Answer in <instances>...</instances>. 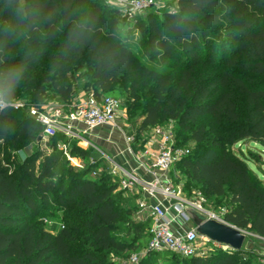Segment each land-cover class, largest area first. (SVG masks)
I'll list each match as a JSON object with an SVG mask.
<instances>
[{
    "label": "trees",
    "instance_id": "obj_1",
    "mask_svg": "<svg viewBox=\"0 0 264 264\" xmlns=\"http://www.w3.org/2000/svg\"><path fill=\"white\" fill-rule=\"evenodd\" d=\"M91 1L0 0L4 100L24 99L39 108L49 92L70 104L79 79L97 97L137 99L138 73L145 72L154 99L143 105L138 132L169 120L183 126L182 139L197 148L175 170L204 198L227 199L225 222L264 238V179L229 149L240 140L264 146V0H179V12L150 15L146 52L175 63L157 68L140 62L126 44L137 21L108 17ZM129 76L131 94L120 84ZM205 115L209 126L197 123ZM229 125L235 130L226 131ZM42 134L43 126L21 110L0 112V264H123L137 250L144 254L136 264H264L242 260L251 252L244 246L187 257L151 250V219L135 222L133 240L124 242L115 231L133 207L124 212L114 202L125 192L119 179L89 176L93 165L75 174L59 144L87 160L88 148L57 132L49 153L38 150L15 162L11 152L32 140L42 143ZM181 137L176 134L175 142L184 146ZM52 199L62 210L57 232L36 216Z\"/></svg>",
    "mask_w": 264,
    "mask_h": 264
},
{
    "label": "built area",
    "instance_id": "obj_2",
    "mask_svg": "<svg viewBox=\"0 0 264 264\" xmlns=\"http://www.w3.org/2000/svg\"><path fill=\"white\" fill-rule=\"evenodd\" d=\"M127 2L131 10H145L153 5L152 0H119ZM23 108L24 103L15 100L4 107ZM36 108V107H35ZM121 100L112 96L101 95L97 97L93 93L70 105L64 102L44 103L35 109V119L43 126L42 139H50L57 132L63 133L67 138L75 140L80 146H91L87 134L96 128L110 127L117 130L126 144L125 150L131 154L136 163L134 169H126L120 163L103 154L111 163L110 174L119 179V188L137 196L139 210H146L151 219L152 236L149 241V249L154 251L169 250L183 257L193 255H205L210 247L205 250L206 240L213 245H220L205 237H201L195 231L194 226L187 230L176 228L178 224L192 223L184 212V207L190 205L200 211L206 212L210 217L220 219L214 213L203 208L200 200H189L182 195V190L175 179L178 172L175 170L177 162L190 152L189 148L179 146L175 142V136L171 129L163 125H157L149 130V136L143 149L136 151L135 136L127 134L118 122L122 115ZM68 159L73 161V156L68 152V145L59 144ZM90 163L95 167L96 158H90ZM83 167V164H78ZM142 169L150 178L146 179L137 170ZM101 168L92 171L97 176ZM222 220V219H221ZM136 255L132 256L129 264L137 263Z\"/></svg>",
    "mask_w": 264,
    "mask_h": 264
},
{
    "label": "rangeland",
    "instance_id": "obj_3",
    "mask_svg": "<svg viewBox=\"0 0 264 264\" xmlns=\"http://www.w3.org/2000/svg\"><path fill=\"white\" fill-rule=\"evenodd\" d=\"M92 0L91 2H93ZM179 0H169L168 2H154L153 5L146 8L145 10H131L130 6L127 2L121 3L119 0H96V2L99 3L101 8H103L107 16H115L119 20L123 21H129V20H135L137 21V26L131 28L127 33V46L135 52V54L138 56L140 62L147 64L152 67H159L162 65L165 66H175V63L172 61H166L165 63H160L158 59L155 56L149 55L146 52V32H147V20L150 15L156 16L161 12H171V13H177L180 11ZM177 76V75H176ZM134 78L132 76H129L126 80H123L120 82L121 85H124L127 88L128 94H131V90H133V83ZM137 84L138 88L135 90V94L137 95V99L134 96H124L121 98V106H122V115L120 117V120L118 122V126L121 127L127 134H132L135 136V150H141L144 148V145L148 139L149 136V130H146L143 133H139V127L142 123V111H143V105L154 99L152 93H151V84L152 79L149 78L147 74L143 71H139L138 78H137ZM84 84V80L79 79L75 85L74 88V94L72 97V100L70 102V105L78 103L81 98H85L88 95L91 94L92 90H86ZM49 95L47 98L49 100V103H55L56 100L53 98V95L51 93H47ZM19 101L24 103L23 108H18V110H21L23 114L28 115L30 117H35V106L32 103H29L27 100L19 99ZM197 123H205L207 126L210 125V118L208 116H200L197 119ZM163 126L168 127L171 129L174 133V136L176 138V134L179 135V137H183L186 133L183 128V126L179 125L177 121L175 120H169L168 122L162 124ZM235 130L234 125H229L227 127L228 132H231ZM180 138V140L184 141ZM51 139H42V143L37 144L34 140H32L29 144L21 147L20 149H17L15 151H12L11 154L14 156L13 159L15 162L21 161L25 159L26 156H30L33 153L37 152L38 150L41 152L42 156L44 154H47L51 151L52 146ZM184 147H187L191 150V153H193L197 146L194 142L191 141H184ZM85 147V145H82ZM85 148H88L90 150L89 158H94L97 153L95 149L91 146H86ZM229 149L232 150L235 154H238L242 156L243 158L247 159L248 165L256 172V174L264 179V146H262L260 143L251 141V140H240L233 142ZM42 156L37 159V164L42 159ZM83 158V157H82ZM84 159V158H83ZM105 162L104 164H101V168H103L97 176L92 175V168L89 173V176H93L94 178L100 177L102 174H110V168L111 163L102 158ZM66 163H70L73 166V172L75 174L80 173L85 168L92 166L90 161H87L85 164H83V167H77L72 161H67L65 159ZM105 167V168H104ZM68 179H65L67 182ZM175 183L178 184L182 190V195L189 199V200H195L198 199L201 202V205L203 208L207 209L208 211L214 213L216 216H218L220 219L223 220V214L226 212L228 206H227V199L226 198H218V199H206L204 198V195L200 191V189L194 185L190 184L188 182V179L183 171L178 172V177L175 179ZM54 198V197H53ZM114 202L118 205V208L124 211L126 207L131 206L133 207V210H131L130 214L126 216V221H122L118 223L117 229L115 231V234L123 240L124 242H131L134 238V232L132 230L133 224L135 222H140V220H144L141 216L139 217L138 214H136L137 207L134 205V203L131 201V197L127 193L121 194V196H118ZM125 212V211H124ZM122 212V214L124 213ZM125 214V213H124ZM61 215L62 210L57 206V201L51 200L46 206L40 205L37 213V218L40 220V222L43 223L44 228L46 230H50L53 232H57L59 229L63 227V223L61 221ZM125 216V215H124ZM150 218L147 217L144 221L149 220ZM191 224V223H190ZM247 231V241L244 244V248L246 250L251 251L250 253H243L241 254L242 260H249L253 259L260 260L264 262V255H262L263 250L259 248H264V240L258 238L259 236L255 233ZM204 242V243H203ZM201 243L204 244L205 250L208 249V247L212 246L208 253H213L217 250L226 249L227 247L223 245H213L208 241L202 240ZM207 253V254H208ZM143 252L140 250H137L135 253H133L131 256L127 258H123L122 263L123 264H129L132 256L136 255L137 260H141L143 257ZM259 257V258H258ZM153 260V257H152ZM137 261V262H138ZM173 264H178L176 261H173ZM187 264V263H186Z\"/></svg>",
    "mask_w": 264,
    "mask_h": 264
},
{
    "label": "crops",
    "instance_id": "obj_4",
    "mask_svg": "<svg viewBox=\"0 0 264 264\" xmlns=\"http://www.w3.org/2000/svg\"><path fill=\"white\" fill-rule=\"evenodd\" d=\"M82 99H84V98H81V100ZM87 135H88L91 143H93L96 147H98V149H95L97 155L94 157V158H96L97 163H96L95 167L94 166L92 167V170L101 168V164L105 163L102 158H104L105 160H107L109 162V160L103 154H106L108 157L113 158V160L120 163L126 169H134L136 167V163L132 159L131 154H129L125 150L126 144L123 140L122 135L117 130H113L110 127H100V128H96L95 130H93L91 133H89ZM81 147H84V146H81ZM136 151H138V150H136ZM73 161L72 162L75 165H77V167H78V164H85L87 161H90V158L87 160V159H83L82 157H75L74 156ZM101 169H103V168H101ZM136 170L141 175H143L144 178H146V179L150 178V176L145 174L141 168L140 169L136 168ZM125 193H127L131 197V201L137 207L136 214H138L140 218L142 216V218L144 220L147 217H149V214L146 210H139L138 205H137V196L130 194L128 192H125ZM144 220H140V222L144 221ZM192 226H193V224L192 223L190 224V222H188V223H184V224H178V226H175V227L177 229L180 228L181 230H187ZM258 238L264 240L263 237L259 236ZM246 241H247V238L245 240V243H246ZM259 249L263 250L262 255H264V248H259Z\"/></svg>",
    "mask_w": 264,
    "mask_h": 264
},
{
    "label": "water",
    "instance_id": "obj_5",
    "mask_svg": "<svg viewBox=\"0 0 264 264\" xmlns=\"http://www.w3.org/2000/svg\"><path fill=\"white\" fill-rule=\"evenodd\" d=\"M41 138L42 136L39 135L37 142ZM184 212L192 222L199 236L233 250H242L247 238V231L239 229L224 220L212 218L206 212L200 211L190 205L184 207Z\"/></svg>",
    "mask_w": 264,
    "mask_h": 264
},
{
    "label": "clouds",
    "instance_id": "obj_6",
    "mask_svg": "<svg viewBox=\"0 0 264 264\" xmlns=\"http://www.w3.org/2000/svg\"><path fill=\"white\" fill-rule=\"evenodd\" d=\"M6 8L8 7L7 5L5 6ZM5 82L0 81V108L4 107V96H5Z\"/></svg>",
    "mask_w": 264,
    "mask_h": 264
}]
</instances>
